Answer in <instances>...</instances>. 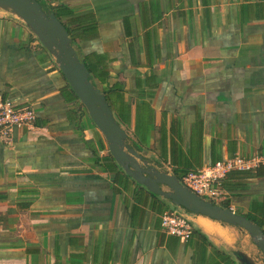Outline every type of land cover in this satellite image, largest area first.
I'll return each instance as SVG.
<instances>
[{"label": "crops", "instance_id": "1", "mask_svg": "<svg viewBox=\"0 0 264 264\" xmlns=\"http://www.w3.org/2000/svg\"><path fill=\"white\" fill-rule=\"evenodd\" d=\"M37 1L71 10L78 54L106 68L98 84L150 166L178 178L258 152L264 0ZM0 98L35 112L0 141V264H239L238 251L264 264L243 230L205 216L187 240L165 234L176 208L123 173L52 56L3 12ZM226 184L230 210L264 214V175Z\"/></svg>", "mask_w": 264, "mask_h": 264}, {"label": "water", "instance_id": "2", "mask_svg": "<svg viewBox=\"0 0 264 264\" xmlns=\"http://www.w3.org/2000/svg\"><path fill=\"white\" fill-rule=\"evenodd\" d=\"M0 12L20 20L41 47L52 56L70 90L84 107L89 119L102 133L108 152L123 173L151 194L169 200L188 216L201 215L239 228L250 238L264 258V233L258 225L230 208L204 200L172 174L150 166L130 146L125 132L115 121L103 92L91 80L76 48L54 13L44 9L37 0H0ZM239 264H256L242 252H236Z\"/></svg>", "mask_w": 264, "mask_h": 264}, {"label": "built area", "instance_id": "3", "mask_svg": "<svg viewBox=\"0 0 264 264\" xmlns=\"http://www.w3.org/2000/svg\"><path fill=\"white\" fill-rule=\"evenodd\" d=\"M35 112L27 105H17L0 98V141L8 142L14 130L34 126ZM264 167V125L261 133V144L258 152L249 157L234 156L216 162L196 171L186 173L182 184L202 199L212 200L215 203L221 200L219 181L230 171H254ZM160 225L167 235L187 240L192 232V221L182 210L174 209L163 212L160 216Z\"/></svg>", "mask_w": 264, "mask_h": 264}, {"label": "trees", "instance_id": "4", "mask_svg": "<svg viewBox=\"0 0 264 264\" xmlns=\"http://www.w3.org/2000/svg\"><path fill=\"white\" fill-rule=\"evenodd\" d=\"M51 12H53L55 17L62 23V25L66 29V31L68 33V36L71 39L72 44L74 46L75 43L77 42L76 40L78 39V37H77L76 34L73 33V29L71 27V24H72V21H73V20L70 19L71 10H69L68 8H66L64 6H59V7L51 8ZM62 18H67V20L63 21V20H61ZM81 59L84 62V65L87 68V70H88V72H89V74L91 76V80L103 92V94L105 96V99L107 101V104L111 108V104H110V92H111V89H109V88H101V86L98 84V83H103V81L107 77L106 68L102 66L101 61H98V67L100 69L96 70V69L93 68L94 65H91V63H89V61H88L89 58H81ZM75 98H76V96H75ZM79 106L81 108H83V106L81 104H79ZM240 173L241 174L243 173V175L246 173L250 177H260V176L264 175V167H259V168H257L254 171H230V172H228L226 174V176L223 179H221L219 181V189L220 190L221 189H226L229 186V185L226 184V181L228 179L233 178V176H235V175H239ZM184 175L183 176H178V179H179V181L181 183H183L182 179H183ZM153 196L155 197V195H153ZM210 201L215 203L212 200H210ZM215 204H218V205H220L223 208H229V202L227 200H221L220 202H217ZM170 211H172V210H170ZM243 216H245L250 222L258 225L259 228L264 233V214H243Z\"/></svg>", "mask_w": 264, "mask_h": 264}, {"label": "rangeland", "instance_id": "5", "mask_svg": "<svg viewBox=\"0 0 264 264\" xmlns=\"http://www.w3.org/2000/svg\"><path fill=\"white\" fill-rule=\"evenodd\" d=\"M222 197V196H221ZM204 200H207V198H204Z\"/></svg>", "mask_w": 264, "mask_h": 264}, {"label": "bare ground", "instance_id": "6", "mask_svg": "<svg viewBox=\"0 0 264 264\" xmlns=\"http://www.w3.org/2000/svg\"><path fill=\"white\" fill-rule=\"evenodd\" d=\"M232 238V237H231Z\"/></svg>", "mask_w": 264, "mask_h": 264}]
</instances>
